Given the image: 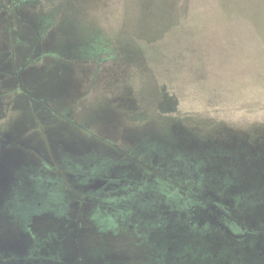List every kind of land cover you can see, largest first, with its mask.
Masks as SVG:
<instances>
[{"label": "rangeland", "instance_id": "rangeland-1", "mask_svg": "<svg viewBox=\"0 0 264 264\" xmlns=\"http://www.w3.org/2000/svg\"><path fill=\"white\" fill-rule=\"evenodd\" d=\"M142 12L0 0V163L42 174L0 210V264H264V26L228 44L223 102L162 108L211 42L173 55Z\"/></svg>", "mask_w": 264, "mask_h": 264}, {"label": "trees", "instance_id": "trees-1", "mask_svg": "<svg viewBox=\"0 0 264 264\" xmlns=\"http://www.w3.org/2000/svg\"><path fill=\"white\" fill-rule=\"evenodd\" d=\"M140 3L143 17L139 18V21L142 25H148L147 22L154 23L150 32L143 34L144 37L154 42H175L171 43L174 46L171 50L173 55L178 56L177 53L181 51L191 54L198 48L195 43L198 40L211 42L205 51L200 47L201 53L208 61L205 74L193 73L187 69L184 85L177 79L170 83L174 89L183 86L186 96L182 98L170 94L160 106L165 108L180 101H196L203 104L201 107H209L214 101L223 102L225 97L218 96L217 85L219 74L225 72L222 59L227 55L228 44L235 45L234 40L240 38L244 32L254 37L259 35L258 28L264 26V0H140ZM189 43H193L191 48ZM259 44L261 50L252 49L251 54L258 53L257 56L263 59L264 39L260 40ZM263 87L264 81L261 86L256 85L252 93L250 90L248 93L257 97L264 93V90L260 91ZM189 93L193 94L194 98L187 95ZM174 185L159 183L162 188H172Z\"/></svg>", "mask_w": 264, "mask_h": 264}, {"label": "flooded vegetation", "instance_id": "flooded-vegetation-1", "mask_svg": "<svg viewBox=\"0 0 264 264\" xmlns=\"http://www.w3.org/2000/svg\"><path fill=\"white\" fill-rule=\"evenodd\" d=\"M41 175V172L36 171L32 166L15 165L11 162L0 163V210L5 211L8 206L11 208L13 202L20 201L19 189L22 177L26 179V185H29L33 191L39 187L33 180ZM31 186H33V190Z\"/></svg>", "mask_w": 264, "mask_h": 264}]
</instances>
